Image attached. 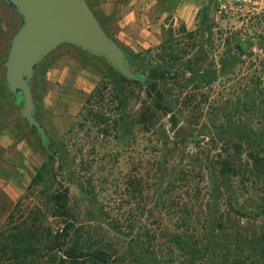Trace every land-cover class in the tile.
Masks as SVG:
<instances>
[{
	"label": "trees",
	"instance_id": "trees-1",
	"mask_svg": "<svg viewBox=\"0 0 264 264\" xmlns=\"http://www.w3.org/2000/svg\"><path fill=\"white\" fill-rule=\"evenodd\" d=\"M178 33L181 37L175 38L171 28L163 26L161 42L146 49L162 64L137 68L143 82L124 78L109 65L84 98L61 146L65 148L66 135L76 127L92 130L102 139L112 136L114 145L124 149L132 146L136 132L150 144L148 159L139 153L137 163L149 169L144 178L139 168L129 183L141 190L150 181L155 199L162 205L168 202L175 214L157 222L142 244L149 247L151 236L165 237L170 255L165 264H198L207 258L214 264H264V59L253 51L257 48L264 54V38L238 37V32L222 29L218 47H213L217 53H209L211 34L204 37L202 31H188L183 24ZM247 62V70L237 73ZM229 80L236 86L219 93L218 85L226 81L230 86ZM21 100L20 95L12 99L19 107ZM164 116L172 130L185 116L186 125L198 129V138L174 139L161 121ZM187 145L192 149H184ZM43 146L47 159L27 189L40 183L50 168L57 183L48 194L50 215L61 219L62 227L53 231L33 223L0 230V264H33L48 252L56 264H121L75 224L70 189L62 181L77 157L53 149L46 136ZM86 163L79 159L76 165L79 186L95 197L93 179L84 171ZM178 182H184L186 189L175 200L170 193ZM39 213L33 211V218L39 219ZM8 218L13 222L12 213Z\"/></svg>",
	"mask_w": 264,
	"mask_h": 264
},
{
	"label": "rangeland",
	"instance_id": "rangeland-1",
	"mask_svg": "<svg viewBox=\"0 0 264 264\" xmlns=\"http://www.w3.org/2000/svg\"><path fill=\"white\" fill-rule=\"evenodd\" d=\"M171 3L173 0H165ZM187 1V0H185ZM187 11L194 13L193 20L171 15L165 21V29L171 28L175 38H180L178 30L181 24L186 30H200L204 37L212 35V43L207 44L208 52L217 53L219 31L230 29L232 33H239L238 37L264 38V16L218 18L210 12L209 0H189ZM180 15V13H179ZM19 25L18 16L0 0V230H11L13 225H42L50 227L53 231L62 227V220L50 215L51 204L48 194L57 187L51 177L50 168L45 172L43 180L33 188L27 189L30 179L35 171L47 159V151L42 145L37 130L29 126L27 121L20 117L19 106L15 105L8 93L4 79V62L6 60L10 39ZM168 32L165 31V37ZM157 45L149 48H154ZM212 47V48H211ZM148 49V48H147ZM213 50V51H212ZM73 46L63 44L51 51L38 65L31 80L30 87L35 105V117L45 131V136L53 149H61V154L76 156V162L71 163L69 170L64 172L63 183L69 186L70 202L75 216V224L83 227L85 237L108 249L113 257H118L121 264H165L170 256L167 254L165 237L152 236L149 247L146 235H152L157 222L165 218L169 220L174 216L169 203L158 202L152 194L150 181L142 186L141 190L130 185L129 177L135 175L140 168V175L147 177L148 165L142 168L137 163L139 153L145 159L150 150V144L145 138H139L136 132L131 136V147L124 149L115 146L112 136L107 139L97 137L92 130L76 127L66 135V146H61L60 140L75 119L84 98L93 89L97 82L106 73L109 64L99 57L91 63L94 72L77 77L71 84L61 80V74L66 66L71 70L75 63L82 60L75 54ZM146 49L139 50L140 56L133 58L137 52H126L130 59V67L147 69L161 65L153 53H146ZM255 55L264 59V54L257 48L253 49ZM87 63V62H86ZM248 63V62H247ZM240 65L237 73H244L248 64ZM239 81V80H238ZM230 86L218 85L219 93H225L236 86L229 80ZM235 84V85H233ZM225 87V88H224ZM135 109L136 103L133 104ZM132 108V107H131ZM169 128L167 116L161 118ZM180 124L197 133L198 129L186 125V117L180 118ZM172 130V131H171ZM67 151H65V150ZM184 149H192L191 145ZM95 157V158H94ZM94 158V159H93ZM79 159L88 163L83 167L87 176L93 179L95 197L88 196L79 186L76 165ZM90 163V164H89ZM81 166V165H80ZM87 167V168H86ZM70 175V176H68ZM71 177V180H69ZM184 182L175 184L170 197L178 199L185 194ZM33 211H39V219L33 218ZM177 211V210H176ZM12 213V221L9 214ZM42 223V224H41ZM148 232V234L146 233ZM139 237V238H136ZM43 253L39 260L33 264H56L51 262L49 255ZM198 264H214L210 259H204Z\"/></svg>",
	"mask_w": 264,
	"mask_h": 264
},
{
	"label": "water",
	"instance_id": "water-1",
	"mask_svg": "<svg viewBox=\"0 0 264 264\" xmlns=\"http://www.w3.org/2000/svg\"><path fill=\"white\" fill-rule=\"evenodd\" d=\"M19 18L4 62V79L13 100L21 96L19 115L34 126L45 145V132L35 118L30 87L39 63L63 44L105 60L122 77L144 81L127 63L124 51L106 33L86 0H3ZM174 139H196L197 133L179 124Z\"/></svg>",
	"mask_w": 264,
	"mask_h": 264
},
{
	"label": "crops",
	"instance_id": "crops-1",
	"mask_svg": "<svg viewBox=\"0 0 264 264\" xmlns=\"http://www.w3.org/2000/svg\"><path fill=\"white\" fill-rule=\"evenodd\" d=\"M106 33L121 47L124 53L147 49L158 45L162 39V27L167 17L180 16L193 20L195 12L187 11L189 0H179L170 5L165 0H86ZM180 13V15H179ZM72 46V45H70ZM73 48H75L73 46ZM74 51L82 60L72 70L66 66L61 80L71 84L81 75L94 72L89 65L95 59L83 51ZM87 62V63H86Z\"/></svg>",
	"mask_w": 264,
	"mask_h": 264
},
{
	"label": "built area",
	"instance_id": "built-area-1",
	"mask_svg": "<svg viewBox=\"0 0 264 264\" xmlns=\"http://www.w3.org/2000/svg\"><path fill=\"white\" fill-rule=\"evenodd\" d=\"M211 5L216 19L264 16V0H211Z\"/></svg>",
	"mask_w": 264,
	"mask_h": 264
}]
</instances>
